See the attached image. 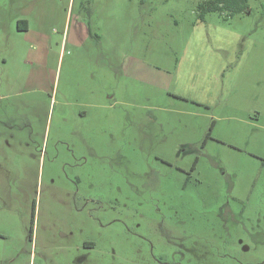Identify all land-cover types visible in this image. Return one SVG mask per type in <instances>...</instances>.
I'll return each instance as SVG.
<instances>
[{
	"label": "rangeland",
	"instance_id": "374dc122",
	"mask_svg": "<svg viewBox=\"0 0 264 264\" xmlns=\"http://www.w3.org/2000/svg\"><path fill=\"white\" fill-rule=\"evenodd\" d=\"M201 1L0 0V264H264V0Z\"/></svg>",
	"mask_w": 264,
	"mask_h": 264
},
{
	"label": "trees",
	"instance_id": "16d2710c",
	"mask_svg": "<svg viewBox=\"0 0 264 264\" xmlns=\"http://www.w3.org/2000/svg\"><path fill=\"white\" fill-rule=\"evenodd\" d=\"M198 9L202 17L209 12H227L228 15L235 16L251 10L249 0H203L199 3ZM18 27L20 30H27L28 22L20 20Z\"/></svg>",
	"mask_w": 264,
	"mask_h": 264
}]
</instances>
